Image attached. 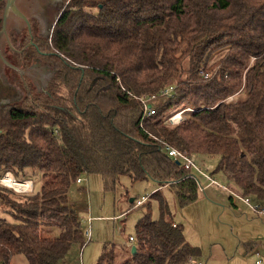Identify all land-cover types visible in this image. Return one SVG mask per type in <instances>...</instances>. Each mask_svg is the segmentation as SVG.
<instances>
[{
	"label": "trees",
	"instance_id": "obj_1",
	"mask_svg": "<svg viewBox=\"0 0 264 264\" xmlns=\"http://www.w3.org/2000/svg\"><path fill=\"white\" fill-rule=\"evenodd\" d=\"M5 6L0 0V32ZM11 31L5 68L23 93L0 98V177L42 182L31 192L0 185V205L14 218L0 217V264H16L17 254L28 264H65L74 244H86L68 203L84 174L101 175L106 190L128 175L169 187L181 206L197 200L199 181L168 147L215 157L212 173L236 197L264 205V0H61L36 45L23 48L26 33L17 51ZM37 59L52 73L35 89L23 77ZM167 87L172 94L144 116L142 97ZM188 107L179 124L165 123ZM152 196L160 217L149 209L138 220L136 252L131 246L123 264L197 260L200 247L187 241L161 189ZM50 227L58 229L43 236ZM106 246L96 264H116L114 244Z\"/></svg>",
	"mask_w": 264,
	"mask_h": 264
},
{
	"label": "rangeland",
	"instance_id": "obj_2",
	"mask_svg": "<svg viewBox=\"0 0 264 264\" xmlns=\"http://www.w3.org/2000/svg\"><path fill=\"white\" fill-rule=\"evenodd\" d=\"M16 2L25 18L10 13L7 18V33L14 29L20 30L24 26L28 27V32H32V29H35V25L38 24L41 34L47 36L60 11L61 0H16ZM97 10L98 8H94L95 12ZM6 38L5 35L0 36V98L12 102L19 99L23 90L21 83L20 85L17 83L18 75L8 73L5 69ZM29 69L26 72L16 70L18 71L16 73L24 72L25 75L31 76L32 80H27V82L35 89L39 83H43L48 78L46 73H50L48 69H40L33 64ZM25 77L23 78L25 79ZM34 82L38 84L36 85ZM190 109L192 111V108ZM172 113L166 115L165 123L175 126L177 124H170L168 121ZM191 157L194 163L192 171L200 186H207L211 178L217 181V185L207 186L205 192H200L197 200L186 206L180 205L173 190L169 187H159L150 179L132 181L128 175H122L114 190H106L101 175L84 174L82 178L85 180L89 176L99 180V184L91 186L90 191L81 190L82 186H85V182L77 184L74 181L69 191L70 206L81 220L82 228L85 230L91 225L93 234L91 240L84 236L86 239L84 246L74 244L71 247L65 264H96L99 256L107 248H110L106 244L112 243L116 252V264H123L132 259L130 237H135V226L138 220L149 209L151 218L160 217L159 201L152 196L158 189H161L167 199L174 221L183 225L187 241L200 247L201 254L198 260H203L207 264H256L257 256L254 250L245 248L243 243L251 234L260 236L258 239L264 243V215L261 217L252 215L253 212H249V207L242 198L236 197L235 206L231 205L227 184L223 179H220L221 175L212 173L217 164L215 157L212 159L206 156ZM181 161L183 162V160ZM41 182V178L36 183L34 182L35 190L40 188ZM143 196H147L148 199L142 206L132 205L130 202L131 198L137 199ZM102 209L103 211H101ZM0 217L10 221L14 219L1 205ZM57 229V227L45 228L43 236H51L52 232ZM241 241L242 243H240ZM217 242H220V246L217 245ZM13 262L28 264L25 256L21 254L15 255Z\"/></svg>",
	"mask_w": 264,
	"mask_h": 264
},
{
	"label": "built area",
	"instance_id": "obj_3",
	"mask_svg": "<svg viewBox=\"0 0 264 264\" xmlns=\"http://www.w3.org/2000/svg\"><path fill=\"white\" fill-rule=\"evenodd\" d=\"M172 90L173 87H167L163 90H161L159 93H155L149 96H143L142 97V104L144 105V116H151L153 114L156 113L157 108L159 106V104L163 101V99H165L167 96H170L172 94ZM191 109L185 108V109H181L178 110L174 113H172L169 116V123L170 124H178L183 120V114L186 111H190ZM168 153L170 156L176 158V159H180L183 160V165L186 169H191L192 170V166H193V161H192V157L191 156H187L183 153H181L179 150H177L176 148L173 147H168L167 148ZM8 173L6 172L4 173V175H2L0 177V185L12 188L14 190H16L17 192H31L34 188V182L33 180H28V182L31 183L30 186L26 185V183H28L27 181H22V190L18 191L13 185L9 184V180H8ZM16 178V177H15ZM78 182L82 181L81 178L77 179ZM211 183L214 185H217V181L213 180L212 178L210 179ZM32 187V188H31ZM31 188V189H30ZM204 187H201V190H203ZM148 199L147 196H143L141 198H138L134 201L135 205H142L146 200ZM243 201L249 206V208L253 211L256 212L258 214H263L264 213V205H261L258 201L256 202L255 200L253 201L250 197H244ZM92 220V219H90ZM92 234H93V229L92 226H88L86 227V229L84 230V236L86 238H88L89 240H91L92 238ZM131 240H134V237H131ZM257 255V260H256V264H264L263 259L261 258V254L260 252H256ZM194 264H203L201 261L196 262V260L192 261Z\"/></svg>",
	"mask_w": 264,
	"mask_h": 264
},
{
	"label": "crops",
	"instance_id": "obj_4",
	"mask_svg": "<svg viewBox=\"0 0 264 264\" xmlns=\"http://www.w3.org/2000/svg\"><path fill=\"white\" fill-rule=\"evenodd\" d=\"M202 161V160H201ZM209 179L211 178V177H208ZM81 179H82V181H80V182H78V181H76L77 182V184H82L83 182H85V186L83 187L82 186V188H81V190L82 191H87V190H89L90 191V187L91 186H95V185H98L99 184V180L96 178V177H93V176H89V177H87V179L85 180V179H83L82 177H81ZM220 179H223V177L221 176V178ZM224 180V179H223ZM224 182L227 184V190H228V193L230 194V195H233L234 196V198H233V200H230V198H229V200H230V202H231V205L232 206H235V198H236V194L232 191V188L230 187V185L224 180ZM207 186H216V185H214V184H212L211 183V181L208 183V185ZM207 186H200V183H199V190H200V192H205L206 191V187ZM201 187H204V189L203 190H201ZM230 197V196H229ZM238 198V197H237ZM239 198H241V197H239ZM138 199V198H137ZM136 200V198H131V200H130V202L132 203V205H135L134 204V201ZM68 203H69V193H68ZM245 203V202H244ZM246 204V203H245ZM247 205V204H246ZM69 206H70V203H69ZM224 206V205H223ZM71 207V206H70ZM249 207V206H248ZM101 211H103V209L101 210ZM249 212L250 213H252L253 211L249 208ZM246 215L248 216V217H250L249 216V214H247L246 213ZM252 215H254V216H257V217H261L262 215H264V213L263 214H258V213H256V212H253L252 213ZM251 215V216H252ZM116 217H118V216H116ZM88 224V223H87ZM131 237H133V236H131ZM131 237H130V240H131ZM260 236H257L256 234H251V236L248 238V239H246L245 240V242L243 243V245H244V247L245 248H248V249H253L254 250V252H255V254H256V251L257 252H260V254H261V258L263 259V261H264V247H262L263 246V242H261L258 238H259ZM135 241H136V239H135V237H134V240L132 241H130L131 242V244H132V246L133 245H135ZM240 243H242V241L240 242ZM217 245L218 246H220V242H217ZM261 249H260V248ZM257 256V255H256ZM256 260H257V258H256ZM198 261H200V260H196V262H198ZM203 264H207L206 262H204L203 260L201 261ZM191 264H194L193 262L191 263Z\"/></svg>",
	"mask_w": 264,
	"mask_h": 264
},
{
	"label": "flooded vegetation",
	"instance_id": "obj_5",
	"mask_svg": "<svg viewBox=\"0 0 264 264\" xmlns=\"http://www.w3.org/2000/svg\"><path fill=\"white\" fill-rule=\"evenodd\" d=\"M35 26H36V28L35 29L33 28L32 32L31 31L28 32V27L27 26H24L20 30H15L14 29V30L11 31V39L13 41H16V46H18V49H16L17 51L21 52L23 48H27V46H29V45H36V43H35V37L36 36L39 37V38H45L46 35H42L41 34L38 24H36ZM26 33H28L30 35V40L22 49H19V46L21 44V40H22L23 36L26 35ZM31 41L33 42L32 44H31ZM33 62L32 63H33L34 66H36V67H38L40 69H43V68L48 69L50 71V73H52L51 67L48 64L44 63L42 60H38L37 59L36 61H33ZM50 73H46L48 78H49ZM48 78L45 79V81L43 83H39V84L36 83V82H34V83H36V85L38 84V86H43L45 84V82L48 80ZM24 80L27 82V80H32V77L27 75V77H25Z\"/></svg>",
	"mask_w": 264,
	"mask_h": 264
},
{
	"label": "water",
	"instance_id": "obj_6",
	"mask_svg": "<svg viewBox=\"0 0 264 264\" xmlns=\"http://www.w3.org/2000/svg\"><path fill=\"white\" fill-rule=\"evenodd\" d=\"M10 13L17 14V15L24 17V15L21 13V11L19 10V8L17 6L16 0H6V6L4 9V13H3V21H2L0 36L5 35V37H7L6 38L7 41L9 40L8 33H7V18H8ZM32 43L33 42L31 41V44ZM6 63L9 64L7 61H6ZM177 162L180 164L179 161H177ZM136 248H137L136 245L132 246V253L136 252Z\"/></svg>",
	"mask_w": 264,
	"mask_h": 264
},
{
	"label": "bare ground",
	"instance_id": "obj_7",
	"mask_svg": "<svg viewBox=\"0 0 264 264\" xmlns=\"http://www.w3.org/2000/svg\"><path fill=\"white\" fill-rule=\"evenodd\" d=\"M8 180H9V184L10 185H13L18 191H21L22 190V188H23V186H22V181H18L16 178H15V176H14V174L12 173V172H10L9 171V173H8ZM23 181H27L28 182V180H23ZM21 182V183H20ZM26 185H28V186H30L31 185V183L30 182H28V183H26Z\"/></svg>",
	"mask_w": 264,
	"mask_h": 264
}]
</instances>
